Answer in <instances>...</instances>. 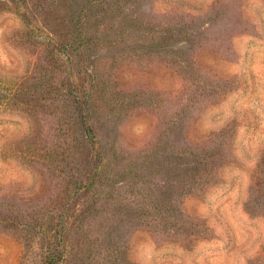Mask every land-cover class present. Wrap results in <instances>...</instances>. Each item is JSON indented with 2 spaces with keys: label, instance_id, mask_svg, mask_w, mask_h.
<instances>
[{
  "label": "rangeland",
  "instance_id": "374dc122",
  "mask_svg": "<svg viewBox=\"0 0 264 264\" xmlns=\"http://www.w3.org/2000/svg\"><path fill=\"white\" fill-rule=\"evenodd\" d=\"M264 264V0H0V264Z\"/></svg>",
  "mask_w": 264,
  "mask_h": 264
},
{
  "label": "trees",
  "instance_id": "16d2710c",
  "mask_svg": "<svg viewBox=\"0 0 264 264\" xmlns=\"http://www.w3.org/2000/svg\"><path fill=\"white\" fill-rule=\"evenodd\" d=\"M47 264H54V263L52 262V259H51L50 255L47 257Z\"/></svg>",
  "mask_w": 264,
  "mask_h": 264
}]
</instances>
